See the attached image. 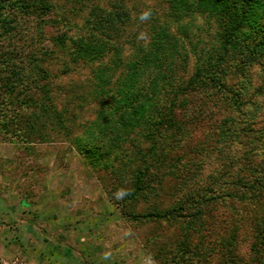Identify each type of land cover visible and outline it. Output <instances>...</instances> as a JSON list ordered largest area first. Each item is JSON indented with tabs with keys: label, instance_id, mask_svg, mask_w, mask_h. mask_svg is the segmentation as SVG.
Listing matches in <instances>:
<instances>
[{
	"label": "rangeland",
	"instance_id": "1",
	"mask_svg": "<svg viewBox=\"0 0 264 264\" xmlns=\"http://www.w3.org/2000/svg\"><path fill=\"white\" fill-rule=\"evenodd\" d=\"M0 3V258L264 264V180L232 177L247 174L244 156L264 164V48L253 50L264 44V0ZM208 70L211 89L188 88ZM44 89L72 117L69 134L38 127L46 119L25 99L43 100ZM133 96L103 151L79 146L97 140L101 113L116 121ZM117 160L122 182L106 174ZM157 162V196L120 203L133 170ZM184 191L191 198L174 210ZM151 209L159 217L121 214Z\"/></svg>",
	"mask_w": 264,
	"mask_h": 264
},
{
	"label": "trees",
	"instance_id": "2",
	"mask_svg": "<svg viewBox=\"0 0 264 264\" xmlns=\"http://www.w3.org/2000/svg\"><path fill=\"white\" fill-rule=\"evenodd\" d=\"M13 3H16V2H13ZM32 6V5H31ZM6 7V4L5 3H0V8L3 9ZM24 8H27L28 5H23ZM232 35V33H229ZM232 37L229 35L228 37V40H231ZM260 43H257V44H254V47H253V50H260V48H264L263 45L260 47L259 45ZM39 72V76L40 77H43L44 79H47L46 75V71H42L39 67H35ZM214 72L213 71H206L204 73H200V72H197L195 74V76H193V78L188 82L187 86L189 88H200V89H211L212 86L208 83L207 80H210V79H214ZM46 86V85H45ZM43 87H38V91L40 92V90L42 89ZM48 88V87H47ZM51 88V87H50ZM46 89L43 90V92H41V94H43V100L46 99V102L43 101V100H40V99H35L33 97H26L25 99V103L26 104H29V105H34L38 108L41 109L42 111V115L43 117L46 119L45 122H42L38 125L39 128L41 127H48L49 124H47L46 122H50V126L52 128H56L58 130H60L61 132H65L66 134H69L72 130V117L70 119L69 117V120H68V116L66 117H63L62 116V112L60 109H58L54 104H53V97L51 96H47L46 93H48V90L47 92L45 91ZM50 90V89H49ZM50 92V91H49ZM172 106L173 108H176L178 105L177 104V101L176 100H172ZM123 103H121V105H124L126 103L125 106H127L126 108L122 109V110H119L118 109V112H120L118 115H117V118L116 121L111 120V119H108L107 117L103 116L102 113H101V118H99V122L100 123V126H102L99 130H96L94 133L91 132V134L93 135H98L99 137H97V140H94L92 143V145H86L85 143H82L80 144L79 146L83 147L85 146V151H87L88 153L91 152V154L93 155V157L95 156V151H98V150H104V147L107 143H111L113 140H114V136L116 135L115 133V126L117 125V122H123L125 117H123L128 109H132L134 108L135 104L138 102V100H136L135 96H133V99L132 100H129L128 98H124L122 100ZM73 105H70V106H67L65 108H72ZM171 108V106L169 107ZM121 109V108H120ZM111 112H113V110L111 109L110 110ZM115 114V113H114ZM42 118V117H41ZM113 123V126H112V123L111 125L109 124V122ZM71 122V123H70ZM69 123L71 125H69ZM30 127L33 128L37 126H35L34 122H32L31 125H29ZM28 126V128H29ZM43 128L41 129V131L43 130ZM223 128V129H222ZM221 132H220V135L226 133V130L224 128V125L221 126ZM243 131V130H242ZM31 132H34L31 130ZM246 132V131H245ZM262 133V132H260ZM93 135H89L91 138ZM261 136V135H260ZM236 137V136H235ZM255 138H259V134L255 133L254 136H253V139ZM77 142H80L77 140ZM102 143V144H101ZM100 144V145H99ZM88 146V147H86ZM102 146V147H101ZM101 148V149H100ZM220 155V153H219ZM223 162H231V161H227V158L228 157H225L223 156L222 154L220 155ZM249 157L244 156V165L245 167L243 168V170H245V172H247V174L245 175H242V177L238 174V172H234L232 177L233 179H235L236 177V184H246V183H249L248 182V173H251V174H255V178H261L264 180V164H261L260 161H257L258 163H255V164H251V160L248 159ZM158 163H152V164H144V165H141V166H137L134 170H133V175L134 176V179H133V190L132 191H127V195L128 197H126V195L120 199V203H122L124 200V198H129L130 200L132 199L133 201L135 202H138L139 201V197L135 196V192L137 193H141V192H146L145 195H150L151 197L152 196H157L156 194H158V191H159V187L161 185V181L159 179V176L156 173L152 172L151 170L155 169L157 171L158 169ZM157 164V165H156ZM226 165V163H225ZM224 165V166H225ZM122 170H123V166H122V162L121 160H117L115 161V163L110 167L109 169V172L106 173V174H109L111 175V178H114L116 179L118 182H122L121 181V177H126L125 175L123 176L122 175ZM252 176V175H251ZM247 178V179H246ZM185 180L182 179V180H179V185L180 187H183L184 186V183ZM240 186V185H239ZM161 190V189H160ZM185 194H184V199L183 201L179 202L178 203V206L176 208H174V210H176L177 208L181 209L182 210V206L184 207V205L182 204L183 202H188L186 199L188 198H191L189 197L188 195V192L187 191H184ZM129 193V194H128ZM187 197V198H185ZM128 200V199H127ZM115 203H117L116 201H114ZM123 206V204L121 205ZM156 208V207H154ZM157 211H153V209H151L148 213H139V214H126L124 211H122V215L123 216H127L128 218L130 219H137V218H143V217H148V216H153V217H159V213H156ZM171 213V212H170ZM175 214V213H174ZM173 215V213H172Z\"/></svg>",
	"mask_w": 264,
	"mask_h": 264
},
{
	"label": "clouds",
	"instance_id": "3",
	"mask_svg": "<svg viewBox=\"0 0 264 264\" xmlns=\"http://www.w3.org/2000/svg\"><path fill=\"white\" fill-rule=\"evenodd\" d=\"M150 16V13L145 11V12H142L140 15H139V20L140 21H145L149 18ZM125 195H127V192L123 191V190H118L117 193H115V196L117 199H122Z\"/></svg>",
	"mask_w": 264,
	"mask_h": 264
},
{
	"label": "built area",
	"instance_id": "4",
	"mask_svg": "<svg viewBox=\"0 0 264 264\" xmlns=\"http://www.w3.org/2000/svg\"><path fill=\"white\" fill-rule=\"evenodd\" d=\"M0 264H30L27 261L19 258H0Z\"/></svg>",
	"mask_w": 264,
	"mask_h": 264
}]
</instances>
